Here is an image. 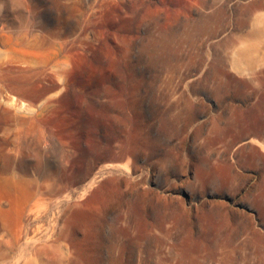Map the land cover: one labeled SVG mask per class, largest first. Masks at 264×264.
Returning a JSON list of instances; mask_svg holds the SVG:
<instances>
[{"label": "rangeland", "instance_id": "374dc122", "mask_svg": "<svg viewBox=\"0 0 264 264\" xmlns=\"http://www.w3.org/2000/svg\"><path fill=\"white\" fill-rule=\"evenodd\" d=\"M260 93L264 0H0V264H264Z\"/></svg>", "mask_w": 264, "mask_h": 264}, {"label": "crops", "instance_id": "0c3cea01", "mask_svg": "<svg viewBox=\"0 0 264 264\" xmlns=\"http://www.w3.org/2000/svg\"><path fill=\"white\" fill-rule=\"evenodd\" d=\"M261 96L262 93L258 94V98H255L252 106L248 108V159L264 158V107L262 103L257 102Z\"/></svg>", "mask_w": 264, "mask_h": 264}, {"label": "bare ground", "instance_id": "6f19581e", "mask_svg": "<svg viewBox=\"0 0 264 264\" xmlns=\"http://www.w3.org/2000/svg\"><path fill=\"white\" fill-rule=\"evenodd\" d=\"M64 174H65V170H64V167H62L59 173V179L61 181L64 180ZM22 197L20 198L21 200H22ZM11 212L13 213L11 215H8V219L4 218L3 221H0V231L2 229H6L8 234H10L9 236L11 237L12 242L16 243L15 240H18L20 238L22 231L24 229V224L22 222V218L24 217V210H23V207H16ZM2 216H3V212L0 211V217ZM34 259L35 257L33 258L24 257L23 260L19 264H35Z\"/></svg>", "mask_w": 264, "mask_h": 264}]
</instances>
